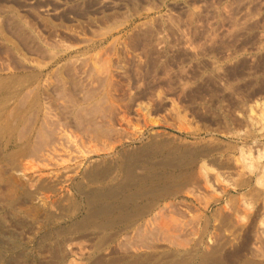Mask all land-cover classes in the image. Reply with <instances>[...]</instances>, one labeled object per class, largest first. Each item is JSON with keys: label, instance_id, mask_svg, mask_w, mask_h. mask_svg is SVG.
Returning a JSON list of instances; mask_svg holds the SVG:
<instances>
[{"label": "rangeland", "instance_id": "rangeland-1", "mask_svg": "<svg viewBox=\"0 0 264 264\" xmlns=\"http://www.w3.org/2000/svg\"><path fill=\"white\" fill-rule=\"evenodd\" d=\"M25 70L40 72L42 98L57 109H61L64 101L55 98L60 87L56 71L63 74L65 90L70 94L78 96L81 88L90 87L101 97L102 112L107 118L102 114L114 129L111 139L104 140L102 146L86 142L74 130L69 117H59L68 126V132H73L75 147L78 145L70 165L82 161V169L95 160L107 161V157L114 160L121 149H135L150 139H169L181 145L217 144L223 149L228 146L227 152L215 157L230 161L231 169L219 171L224 174L219 178L231 179L232 185L223 181L218 188L227 186L229 194L240 199L241 189L233 185L238 183L243 170L236 158L241 150L250 149L253 156L257 149L264 148V0H0V76ZM79 150L92 152L82 159ZM33 163L29 167L36 168ZM257 164L258 167L264 164V158ZM35 168L26 171L33 174ZM251 170L247 169L245 177H249V186L253 188L260 171ZM216 172L209 170L208 176L214 178ZM195 187L185 189L171 209L167 204L165 214L170 212L169 218H181V223L187 225L183 227L180 223L182 232L192 242L204 228L201 219L209 218L201 245L203 251L209 252L220 242L226 262L250 257L241 246L242 231L246 228L241 225L247 220L234 227L220 224L221 215L230 212L226 199L222 197V202L216 203L221 194L213 193L212 188ZM256 187L264 190L262 186ZM260 200L248 210L250 214L254 209L262 211ZM49 210L58 214L53 206ZM0 211L4 231L18 236L30 254L29 259H22L21 263L16 260L14 264H55L46 248L35 246L34 235L39 226L29 224L26 219L21 225L16 224L10 214L3 215L7 213ZM156 215L154 221L158 220ZM164 219V224L158 225L156 221L154 226L162 228L166 223L167 227L161 230L170 235L167 218ZM254 229L251 228L252 233ZM160 235L162 238L163 233ZM77 237L63 243V264H88L91 260L93 236ZM5 239L0 237L2 255L7 252ZM122 239L116 245L111 244L112 249L109 244L102 251L107 261L111 260L113 250L116 256L125 259L142 251L150 252L143 248L145 244L135 240L133 246L132 240L128 243ZM136 242L140 243L138 248ZM157 245L160 249L156 251L172 248L164 241ZM131 247L137 249L132 251ZM9 255L0 264H9L6 263Z\"/></svg>", "mask_w": 264, "mask_h": 264}, {"label": "bare ground", "instance_id": "bare-ground-1", "mask_svg": "<svg viewBox=\"0 0 264 264\" xmlns=\"http://www.w3.org/2000/svg\"><path fill=\"white\" fill-rule=\"evenodd\" d=\"M55 73H57L55 76L57 83H60L55 98L64 101L61 109L44 102L40 87L42 77L39 71H17L15 74L0 76V209L7 213L3 215L10 214L16 224L21 225L26 219L29 224L39 226L37 235L33 234L37 249L46 248V254L55 264H63V243L73 236L85 238L90 235L93 236L91 240L94 242V252L90 256L93 259L91 258L88 264H264V190L256 187V185L264 187V164L257 166L258 160L264 158V148L257 149L253 156L252 150H241L240 156L236 158V162L240 163L243 170L238 175V183L234 182L233 185L241 189L240 199L231 196L227 186L218 188L223 181L232 185L231 179L219 178L224 175L219 171L231 169L230 161H225L226 158L225 162L219 161L220 159L215 157L216 154L226 151L228 146L223 149L217 144L212 146L183 143L181 145L172 142L173 140L157 138L150 139L135 149H121L114 160H108V157L105 159L107 161L95 160L89 167L84 166V169H82V161L70 165V162L75 160L72 154L78 145L76 144L75 147L72 140L73 132H68V126L63 124L59 117H69L74 130L80 133L81 138L86 142L94 143V146L95 143L102 146L114 129L104 117L106 113L102 112V99L95 92L96 90L90 87L81 88L79 95L74 96L65 90L66 80L61 77L63 74L57 71ZM7 147L12 150L6 152L4 148ZM96 148H99V145ZM89 149H92V146ZM77 152L83 159L85 154L91 153L92 150ZM244 153L248 154V157H245ZM249 158L250 160H246ZM31 161L36 163V168L29 167ZM33 168H35L33 174L36 175L26 171ZM212 169L218 171L214 178L208 176L209 170ZM247 169L260 171L253 188L249 186V177H245L248 175ZM200 185L204 189L212 188L213 193L221 194L216 198V203L222 202V197L226 199L225 205L230 212L221 215L220 224L234 227V224L239 225L247 220L246 224L241 225L242 228L246 227L245 230L242 229L244 238L241 240V246L250 257L242 258L240 254L242 259L226 262L223 245L220 242H217L209 252L203 251L201 245L206 229L209 228V218L201 219L205 223L204 228L200 231L202 232L200 237L192 242L190 236L182 232L184 228L182 229L180 225L181 218L178 220L169 218L170 212L165 214L166 205H170L169 208L174 207L172 203L180 199L185 189L195 186L200 188ZM215 185L217 189H214ZM31 186L33 189L30 188ZM260 199L263 203L262 211L254 209L250 214L248 210L254 208L255 202ZM50 206H53L58 214L50 212ZM156 211L157 215L152 214ZM158 213L159 216L161 215L160 221L167 218L165 219L170 235L162 231L167 227L166 223L162 228L158 226L160 229L154 226L156 221L158 225L164 224V221L159 223ZM212 214L214 215L215 212ZM155 215L158 220L154 221ZM176 215L179 217L178 213ZM4 217L6 216H2ZM185 225L183 227L187 226ZM251 228H255L253 233ZM158 229H162V232L159 233ZM162 233L163 236L160 238L159 235ZM0 237L6 238L5 246H7L4 255L0 252V261L6 259L9 254L8 262L4 261L9 264H14V261L21 263L22 259H29L30 254L23 248L24 242L15 234L5 232L1 222ZM121 237L128 243L130 240L131 243L136 240L145 244L142 245L143 248L150 252L142 251L133 254L130 258L128 255L125 259L116 256L113 250L111 260L107 261L102 251L107 249L109 244L116 245ZM163 241L171 244L172 248L156 251L160 249L157 242ZM140 243H137V248ZM120 245L117 246L121 248ZM185 245L190 247L185 248ZM110 248L112 249V245ZM134 248L131 247L132 251L135 250ZM234 256L237 258L236 255ZM14 257L16 259L12 263L9 262Z\"/></svg>", "mask_w": 264, "mask_h": 264}]
</instances>
